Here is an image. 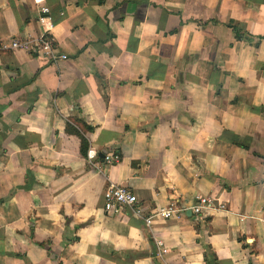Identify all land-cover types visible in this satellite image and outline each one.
<instances>
[{"label": "crops", "instance_id": "1", "mask_svg": "<svg viewBox=\"0 0 264 264\" xmlns=\"http://www.w3.org/2000/svg\"><path fill=\"white\" fill-rule=\"evenodd\" d=\"M43 7L66 60L3 49L38 44ZM71 119L120 162L99 171ZM111 183L144 216L206 196L225 210L147 228L104 212ZM0 234V264H205L203 244L264 264V0H0Z\"/></svg>", "mask_w": 264, "mask_h": 264}, {"label": "built area", "instance_id": "2", "mask_svg": "<svg viewBox=\"0 0 264 264\" xmlns=\"http://www.w3.org/2000/svg\"><path fill=\"white\" fill-rule=\"evenodd\" d=\"M48 14L49 11L46 7L40 8L38 23L42 28V33L38 39V44L30 46L26 40L13 41L9 46H3L2 48L43 53L52 62L66 60V56L55 50L54 40L49 34L53 24ZM86 158L94 163L99 171H104L105 167L120 162V156L114 151L104 152L103 159H100L97 153L90 151L87 152ZM103 209L106 214L110 215H118L123 213L124 210H129L133 216L141 218L147 228H151L155 220L168 221L176 217H185L187 212H190L195 221H203L212 211H224L225 207L224 205L215 206L208 196L196 197L190 204L173 200L166 207L155 209L148 216H144L136 195L126 187L111 183L103 194ZM155 247L156 256L158 257L168 253V249H166L161 239L155 240Z\"/></svg>", "mask_w": 264, "mask_h": 264}, {"label": "trees", "instance_id": "3", "mask_svg": "<svg viewBox=\"0 0 264 264\" xmlns=\"http://www.w3.org/2000/svg\"><path fill=\"white\" fill-rule=\"evenodd\" d=\"M229 27L232 29L235 35V39L238 41L241 40H247V37L242 33L241 25L235 22H230ZM69 122V121H68ZM79 125H81V130H75L74 127H72L69 123H67L66 130L68 133L77 136L80 139L81 142V149L80 152L82 156H87L88 151V143L84 137L85 132H92V128L84 124L83 122H78ZM41 247H44L45 244H38ZM204 254H203V260L205 264H215L216 262V256L214 252H212V249L210 246L203 244L202 245Z\"/></svg>", "mask_w": 264, "mask_h": 264}, {"label": "rangeland", "instance_id": "4", "mask_svg": "<svg viewBox=\"0 0 264 264\" xmlns=\"http://www.w3.org/2000/svg\"><path fill=\"white\" fill-rule=\"evenodd\" d=\"M68 123H69L72 127H74L75 130H79V129L81 130V128H82L81 125H79L78 122H77L76 120H72V119H71V120H69ZM88 150H89V149H88ZM203 226H204V225H203ZM203 226L200 227V230H201V231H203ZM197 227H198V226H197ZM0 237H1V234H0ZM156 258H158V257H156ZM159 259H160V258H159ZM162 262L165 263V260L160 259V260H159V263L162 264ZM166 263H167V262H166Z\"/></svg>", "mask_w": 264, "mask_h": 264}, {"label": "water", "instance_id": "5", "mask_svg": "<svg viewBox=\"0 0 264 264\" xmlns=\"http://www.w3.org/2000/svg\"><path fill=\"white\" fill-rule=\"evenodd\" d=\"M98 157H99L100 159H103V157H104V153H100V154H98ZM186 215H187L188 217H191L190 212H187Z\"/></svg>", "mask_w": 264, "mask_h": 264}]
</instances>
